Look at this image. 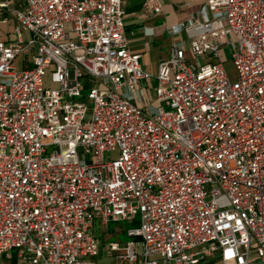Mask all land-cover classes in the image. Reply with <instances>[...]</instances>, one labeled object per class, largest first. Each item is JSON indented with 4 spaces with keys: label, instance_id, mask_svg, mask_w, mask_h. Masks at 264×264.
I'll return each instance as SVG.
<instances>
[{
    "label": "built area",
    "instance_id": "1",
    "mask_svg": "<svg viewBox=\"0 0 264 264\" xmlns=\"http://www.w3.org/2000/svg\"><path fill=\"white\" fill-rule=\"evenodd\" d=\"M124 1L0 0V264H96L137 216L115 264H264V0H204L153 101Z\"/></svg>",
    "mask_w": 264,
    "mask_h": 264
},
{
    "label": "crops",
    "instance_id": "2",
    "mask_svg": "<svg viewBox=\"0 0 264 264\" xmlns=\"http://www.w3.org/2000/svg\"><path fill=\"white\" fill-rule=\"evenodd\" d=\"M13 1L17 8H22L25 0ZM144 1L125 0L123 10L125 33L130 41V50L141 55L143 67L152 76L147 83L148 86L149 84L155 85L154 77L157 74L158 65L167 59L172 43L186 39L184 34L175 33L177 25L186 22L190 15L204 3V0H159L162 6L161 12L148 17L142 14ZM9 32L10 28L7 29L6 25L0 24V41H7ZM96 227L97 224L94 231ZM107 244L100 243L97 256L94 258L96 264H106V259H114L107 253ZM216 262L218 261L211 260L209 264ZM123 263L125 264V262Z\"/></svg>",
    "mask_w": 264,
    "mask_h": 264
},
{
    "label": "rangeland",
    "instance_id": "3",
    "mask_svg": "<svg viewBox=\"0 0 264 264\" xmlns=\"http://www.w3.org/2000/svg\"><path fill=\"white\" fill-rule=\"evenodd\" d=\"M10 28V32L8 35V40L12 39L13 37V25L11 24L10 26L7 27V29ZM24 37H26V33L24 34ZM225 54H226V62L224 63V70L226 72V75L228 79L233 82L236 78V71L233 62L231 61L230 53L228 49H225ZM187 60H190L189 55L186 54ZM21 60L22 57H18L17 60L15 61V67L17 69H22L21 66ZM50 72H47V76L45 78V87L46 88H55L53 85L48 84V78H49ZM154 84H149L148 85V91H149V96L151 101L154 100V95L152 93V88H154ZM166 109V108H165ZM167 110V109H166ZM116 155L113 154V158ZM139 227V216H137L133 221L128 222H110L106 227H101L97 225L94 235L99 239L100 243L102 245H106L108 242H116L119 241L120 243H124L126 241H129L130 239L126 236V231L129 229H135ZM14 253V251H13ZM106 264H115L114 259H106ZM1 264H16L15 259L12 262H4V260L1 261ZM124 264V263H123ZM126 264V263H125ZM214 264H221L220 262H216Z\"/></svg>",
    "mask_w": 264,
    "mask_h": 264
}]
</instances>
